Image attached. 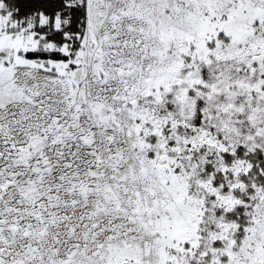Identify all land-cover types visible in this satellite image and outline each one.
Here are the masks:
<instances>
[{
    "label": "snow or ice",
    "instance_id": "1",
    "mask_svg": "<svg viewBox=\"0 0 264 264\" xmlns=\"http://www.w3.org/2000/svg\"><path fill=\"white\" fill-rule=\"evenodd\" d=\"M0 264H264V0H0Z\"/></svg>",
    "mask_w": 264,
    "mask_h": 264
}]
</instances>
